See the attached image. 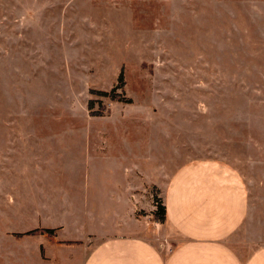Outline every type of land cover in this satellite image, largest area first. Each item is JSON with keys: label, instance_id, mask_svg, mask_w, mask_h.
Returning <instances> with one entry per match:
<instances>
[{"label": "rangeland", "instance_id": "rangeland-1", "mask_svg": "<svg viewBox=\"0 0 264 264\" xmlns=\"http://www.w3.org/2000/svg\"><path fill=\"white\" fill-rule=\"evenodd\" d=\"M201 163L264 240V0H0V264H84Z\"/></svg>", "mask_w": 264, "mask_h": 264}, {"label": "crops", "instance_id": "crops-1", "mask_svg": "<svg viewBox=\"0 0 264 264\" xmlns=\"http://www.w3.org/2000/svg\"><path fill=\"white\" fill-rule=\"evenodd\" d=\"M196 166L157 184L154 199L166 208L165 223L152 219L153 203L142 219L146 227L140 221L138 233L106 236L84 264H264L246 189L225 169Z\"/></svg>", "mask_w": 264, "mask_h": 264}, {"label": "trees", "instance_id": "trees-1", "mask_svg": "<svg viewBox=\"0 0 264 264\" xmlns=\"http://www.w3.org/2000/svg\"><path fill=\"white\" fill-rule=\"evenodd\" d=\"M97 94H98V96H101V97L108 96L107 93H105V92H98ZM111 95L110 96H111L112 100H115L116 102H124L122 99H120L119 96H118V99H116L114 91L111 92ZM154 207H155V210L152 213L153 220L157 223H160V224L165 223L166 218H167L165 206L162 205V203L158 199H155L154 200Z\"/></svg>", "mask_w": 264, "mask_h": 264}]
</instances>
